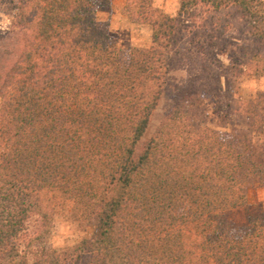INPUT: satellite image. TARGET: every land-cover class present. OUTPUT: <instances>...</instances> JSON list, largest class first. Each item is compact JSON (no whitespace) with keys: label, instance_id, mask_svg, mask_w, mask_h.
<instances>
[{"label":"trees","instance_id":"trees-1","mask_svg":"<svg viewBox=\"0 0 264 264\" xmlns=\"http://www.w3.org/2000/svg\"><path fill=\"white\" fill-rule=\"evenodd\" d=\"M108 1L0 0L14 19L0 36V264H264V212L229 217L264 185V145L210 127L200 92L145 140L184 23L202 20L217 47L242 22L254 42L243 65L264 73V0H182L176 17L127 0L128 17L152 29L127 62L98 23ZM243 105L229 107L264 134ZM68 202L94 234L58 250L50 227Z\"/></svg>","mask_w":264,"mask_h":264},{"label":"rangeland","instance_id":"rangeland-1","mask_svg":"<svg viewBox=\"0 0 264 264\" xmlns=\"http://www.w3.org/2000/svg\"><path fill=\"white\" fill-rule=\"evenodd\" d=\"M182 0H153L154 7L166 15L176 17ZM204 18V17H203ZM182 25L185 30L172 63L168 84L162 100L155 112L145 140L150 139L174 109L181 97L200 92L201 111L207 124L222 132H246L255 151L258 153L264 145V134L253 127L244 116V110L231 112L229 105L244 109L251 106L264 120V73L244 64L245 57L241 47L252 48L254 42L246 36V26L242 22L231 20V28L225 40H215L217 47L204 31L202 20L196 19ZM98 23L107 31L123 62H127L132 51L148 49L152 44V29L149 25L133 22L127 15V0H109L98 11ZM14 30V19L0 10V36ZM218 33H216L217 36ZM219 36V34H218ZM247 69V70H246ZM243 70L244 73H240ZM230 79V84L226 81ZM235 100V101H234ZM235 108V107H234ZM259 119L258 126L264 129V121ZM262 121V122H261ZM263 126V127H262ZM256 129V131H252ZM258 130V131H257ZM74 203L68 202L54 216L50 227L48 246L63 250L73 248L94 234V226H81L77 220ZM264 212V185L256 183L248 190V207L232 211L231 220L237 224L245 223L249 213ZM38 217L29 222L31 233H36L41 224ZM32 260V259H31Z\"/></svg>","mask_w":264,"mask_h":264}]
</instances>
